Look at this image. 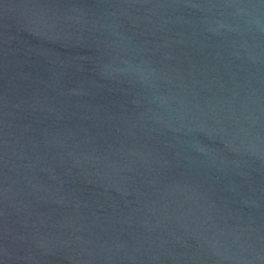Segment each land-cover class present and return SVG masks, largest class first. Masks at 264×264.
<instances>
[{"label": "water", "instance_id": "95a60500", "mask_svg": "<svg viewBox=\"0 0 264 264\" xmlns=\"http://www.w3.org/2000/svg\"><path fill=\"white\" fill-rule=\"evenodd\" d=\"M0 264H264V0H0Z\"/></svg>", "mask_w": 264, "mask_h": 264}]
</instances>
